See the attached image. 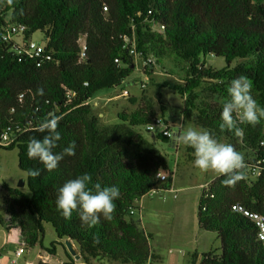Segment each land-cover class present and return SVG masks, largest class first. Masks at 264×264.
<instances>
[{
    "label": "trees",
    "instance_id": "16d2710c",
    "mask_svg": "<svg viewBox=\"0 0 264 264\" xmlns=\"http://www.w3.org/2000/svg\"><path fill=\"white\" fill-rule=\"evenodd\" d=\"M38 32L43 40L34 38ZM31 40L44 46L41 55L24 51ZM209 57H225L228 65L215 67ZM161 58L173 60L172 71L182 73L175 88L185 99L184 124L208 129L221 142L262 159L260 175L247 164L245 178L234 186L218 176L204 189L199 223L218 233L222 246L191 254L188 264H264L257 225L233 208L242 202L264 213V120L241 125L242 140L219 128L227 89L240 75L252 81L253 95L264 106V0H0V148L19 149V166L28 173V190L3 182L13 218L8 223L0 216V222L10 232L19 227L27 249L43 245L50 223L60 239L49 249L53 254L61 240L71 239L87 264H162L155 234L136 214L144 197L174 187L178 173L157 145L173 140L159 132L154 141L138 130L159 115L151 99L120 111L111 124L102 123L92 104L98 92L123 84L138 66L153 75ZM52 116L62 117L54 152L71 141L76 149L49 172L28 158L27 144L47 134L36 129ZM5 133L15 138L12 144H2ZM185 148L193 162L194 150ZM37 168L40 175L32 177L30 170ZM165 172L169 180L161 181L158 175ZM83 173L120 189L112 220L101 217L88 227L79 212L65 219L57 209L59 187Z\"/></svg>",
    "mask_w": 264,
    "mask_h": 264
},
{
    "label": "rangeland",
    "instance_id": "374dc122",
    "mask_svg": "<svg viewBox=\"0 0 264 264\" xmlns=\"http://www.w3.org/2000/svg\"><path fill=\"white\" fill-rule=\"evenodd\" d=\"M43 37V34L40 32L34 35L37 41L43 40ZM85 40V38H82L81 42L85 43ZM208 62L218 68L228 65L225 57H209ZM174 69L177 68L174 67L173 60L164 58L160 59V63L157 64L153 75L145 73L138 66L123 84L98 92L92 99L94 111L100 116L102 123H117L120 111L133 110L140 106L144 99H151L156 104L158 114H164L165 119L169 124L173 125L175 131L181 129V126H183L181 113L185 106V99L179 90L175 88V85L181 82L182 73L172 71ZM167 83L170 85H167ZM126 90H129V93H126ZM163 106L164 110H162ZM188 126L202 128L193 123H190ZM163 129L164 125H158L154 132L147 131L146 127L138 128L148 138H153V133H159ZM157 145L168 157L174 171H177L180 176L174 187L176 188L175 190H160L144 197L143 205L147 207L144 210L146 216L144 218V213L142 215L141 212H138L136 218L145 220L147 224L152 222L151 227L154 229L157 227V233L162 236V239L166 234L169 237L171 231H178L180 229L176 225V222L179 224L184 223L185 228H190L193 224L196 227L195 236L200 242L204 243L202 246L207 251L219 250L222 242L218 233L203 229L198 218L201 197L204 189L207 187L206 184L202 185V183L218 176L213 172L202 173L194 166L193 162H189L185 146L177 144V147H179L177 150L176 148H171L169 144L163 141H160ZM244 152L246 154V150ZM247 154L249 155L248 150ZM27 179L28 173L19 166V149L7 150L0 148V187L3 186L4 181H7L13 187H19L22 180L27 182ZM22 188L28 190L27 184ZM156 203L165 204V210L163 212L162 210H154L153 207ZM0 216L4 217L6 222L9 221L5 204V190L3 188L0 200ZM2 227L9 234L10 243L7 246V255L8 260L11 261L16 258L15 255L18 247H23V239L19 229L10 232L0 222V228ZM45 231L43 245L39 244L35 248H28L22 259H20L24 264L28 260H34L38 263L40 261H47L50 264H62V260L68 259L66 241L63 244L57 245L56 254L49 251L53 246V242L60 240L53 225L46 223ZM174 238L177 241H182L186 237L181 238L178 233ZM163 259L162 264H182L183 260L180 253L164 257Z\"/></svg>",
    "mask_w": 264,
    "mask_h": 264
},
{
    "label": "clouds",
    "instance_id": "9594fccd",
    "mask_svg": "<svg viewBox=\"0 0 264 264\" xmlns=\"http://www.w3.org/2000/svg\"><path fill=\"white\" fill-rule=\"evenodd\" d=\"M11 3V0H8ZM43 88L37 93L43 95ZM228 99L222 106L220 114L221 131H234L240 140L244 131L241 125L255 127L264 120V106L253 95V83L246 75L233 79L227 89ZM195 115V113H194ZM62 117L52 116L42 121L36 131L47 133L42 138L32 137L27 144L29 159L39 160L49 172L54 171L64 155H75L76 142L71 141L61 153L54 152L61 139L58 131ZM181 119H184L181 113ZM171 139L179 145L194 150V166L202 173L213 172L216 176H224L225 186H234L245 178L247 168L246 154L231 143L218 140L211 131L205 128L188 126L183 131L170 133ZM40 169H31L32 177L40 175ZM56 206L65 219H71L74 212H79L82 223L94 227L105 220H112L116 209L114 201L120 197V189L113 186H102L93 182L91 173H83L67 180L57 190Z\"/></svg>",
    "mask_w": 264,
    "mask_h": 264
},
{
    "label": "crops",
    "instance_id": "0c3cea01",
    "mask_svg": "<svg viewBox=\"0 0 264 264\" xmlns=\"http://www.w3.org/2000/svg\"><path fill=\"white\" fill-rule=\"evenodd\" d=\"M187 125H189V124H184V120H183V126H181L180 132L183 131V129L186 128ZM171 144L172 145L169 144L171 148L175 149L177 147L176 146L177 144L174 141H172ZM177 148H179V147H177ZM179 176L180 175H178V174H176V176H175L174 187H175V185L177 183V180H178ZM215 178H217V177H213L212 179L202 183V185L210 183ZM140 206L142 208V211H140V212L143 215L144 210L147 209V207H145L143 205V200L141 201V205ZM165 208H166V205L163 204V203H156L154 205V207H153L154 210H162V212H163V210H165ZM145 216H146V213H144V218H145ZM198 218H199V213H198ZM141 223H142V226L148 232H152V233L155 234V239L153 241V246H154L155 251L159 255H161L162 259L164 257L173 256V255H177V254L180 253L182 255V258H183L182 264H188L191 254H193L195 252L202 254L204 252L211 251V250L207 251L202 246V245H204V243L200 242L197 239V237L195 236L196 235V227L193 224H192V226L190 228H185L184 227L185 226L184 223H180L179 224V223L176 222V225L180 229L178 231H171L169 237H168V234H166L164 236V238L162 239V236L157 233L158 232L157 231L158 230L157 227L155 229L151 227V223L152 222L147 224L145 220L141 219ZM13 230H17V228L15 227ZM187 230H189V231H187ZM19 231L21 233V230H19ZM178 233H179V236L181 238H183V237H186V238H183L184 240H182V241L175 240L174 236H176V234H178ZM8 235L9 234H8V232H6L5 228H3V227L0 228V264H24V262L20 261V259H22V257L24 256L25 252H27L28 249L26 248V244L24 242L23 237H22V239H23V241H22L23 247L22 246L18 247L16 252L19 249H21V248H26L25 252L21 256L15 255L16 258L11 260V261H9L8 260V255H7V253H8L7 246L10 243V240H9V236ZM21 236H22V234H21ZM61 241H62V243H64V241H66V240H61ZM155 244H156V246H155ZM74 246H75L76 250L78 251V255H74L69 249H67L66 253H67L68 259L67 260L66 259L62 260V264H87L84 261V258L82 256L80 250H79V245L75 242ZM69 253L71 254L72 257L69 255ZM101 263H103V262H101ZM26 264H50V263H48L47 261H40L38 263V262H36L34 260H28L26 262ZM105 264H109V263H105Z\"/></svg>",
    "mask_w": 264,
    "mask_h": 264
},
{
    "label": "built area",
    "instance_id": "2783aa9c",
    "mask_svg": "<svg viewBox=\"0 0 264 264\" xmlns=\"http://www.w3.org/2000/svg\"><path fill=\"white\" fill-rule=\"evenodd\" d=\"M162 28H164V26H162ZM17 28H14V31H16ZM24 51L30 55L31 57H37L39 55H41V53L44 50V46L34 40H31L30 42L24 43ZM126 93H129L128 90H126ZM158 125H164V129L161 130V132L165 133L167 136L170 137V133H179L178 129L175 131L173 125L166 123L165 119L158 115L154 118L153 122L150 123L149 125H147V130L150 132H154L156 127ZM172 140V139H171ZM15 141V138H12L10 136V134L5 133L3 135V140H2V144L3 145H10ZM249 155L247 154V150H246V161L247 164L249 165H253V170L254 172L257 174H261L262 172V168L260 167V164L262 162V159H259L255 153L252 150H248ZM159 179L161 181H168L169 180V175L167 172L165 173H159ZM209 184V183H208ZM208 184H206L208 186ZM171 190H175L174 187H172ZM156 192V191H155ZM153 192V194L155 193ZM234 210L241 212L242 214H244L245 216L249 217L250 219H252L255 224L257 225L258 229H259V236L260 239L264 242V213L259 212V211H255L250 209L249 207H247L245 204H243L242 202H236L235 205L233 206ZM136 212V210H133V213ZM9 215V221L8 223H10L11 219L13 218L12 215L10 213H8ZM17 229L21 230L19 227H16ZM25 252V248H21L16 252L17 256H21L23 253Z\"/></svg>",
    "mask_w": 264,
    "mask_h": 264
},
{
    "label": "water",
    "instance_id": "95a60500",
    "mask_svg": "<svg viewBox=\"0 0 264 264\" xmlns=\"http://www.w3.org/2000/svg\"><path fill=\"white\" fill-rule=\"evenodd\" d=\"M153 140L156 141V134L153 133ZM26 185V182L24 180H22V182L19 184V187L22 188ZM1 193H2V187H0V200H1ZM75 241L71 240V239H67L66 240V245L67 248L74 254V255H78V251L76 250L75 246Z\"/></svg>",
    "mask_w": 264,
    "mask_h": 264
}]
</instances>
